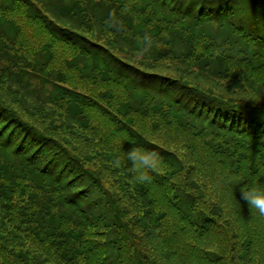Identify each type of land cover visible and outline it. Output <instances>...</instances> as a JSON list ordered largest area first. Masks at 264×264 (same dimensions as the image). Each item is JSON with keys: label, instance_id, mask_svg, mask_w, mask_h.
I'll list each match as a JSON object with an SVG mask.
<instances>
[{"label": "trees", "instance_id": "16d2710c", "mask_svg": "<svg viewBox=\"0 0 264 264\" xmlns=\"http://www.w3.org/2000/svg\"><path fill=\"white\" fill-rule=\"evenodd\" d=\"M250 1L0 0V49L3 54L10 47L9 60L22 67L20 72L10 71L15 75L10 77L31 84L39 75L44 84H54L61 95L51 92L49 101L87 129L90 125L77 115L87 117L85 109L93 112L94 108L88 101L96 100L71 86H60L67 70L125 94L115 99L128 122L109 120L113 128L98 140L96 153L115 164L113 171L130 183L125 191H132L125 199L109 194L96 168L0 100V264H171V257L187 264H222L229 247L216 219L199 201L195 187L191 193L187 182L175 178L178 174L187 178L184 157L150 143L137 131L132 114L159 119L171 127L174 137L199 138L206 155L213 159L189 163L198 165L206 176L224 172L228 179L241 158L255 154L254 165L253 160L243 164H248L243 182L264 184V114L244 103L216 98L182 74L150 72L141 66L145 60L167 57L181 68L226 76L235 60L226 53L222 56L220 50L232 46L235 53H242L251 40L255 51L238 60L246 67L243 77L251 76L264 85V74H260L264 66V1H255V10L248 8ZM19 20L25 24V33ZM233 31L241 32L247 44L243 45L241 37L231 39ZM21 47L25 51L20 52ZM35 47L40 48L46 64L63 55L59 60L67 69H54L50 74L44 71L46 64L32 68L34 60L24 53L30 54ZM259 56L261 61L256 62ZM2 75L0 69V78H7ZM28 93L32 101H41L36 91ZM64 93L69 106L57 101ZM208 128L230 134L227 150H212L214 141L206 137L213 134ZM145 141L160 154L164 166L153 174L151 183L141 184L134 181L127 164L116 161L133 143L143 147ZM57 150L54 158L40 161L42 153L49 156ZM231 187L240 191L242 186ZM235 208L242 211L239 203ZM130 211L135 214L134 219L129 217L134 224L126 223ZM242 218L247 224L246 241L231 246L230 261L264 264V221L249 209ZM138 224L142 230L137 229ZM152 237L160 245H152Z\"/></svg>", "mask_w": 264, "mask_h": 264}, {"label": "rangeland", "instance_id": "374dc122", "mask_svg": "<svg viewBox=\"0 0 264 264\" xmlns=\"http://www.w3.org/2000/svg\"><path fill=\"white\" fill-rule=\"evenodd\" d=\"M255 1L263 2L264 0H251L248 4L249 9H257L254 7ZM16 17L20 18L18 15H16ZM19 21L21 22V28H23V32L25 33V24L22 20ZM233 32L234 33L232 35H229L231 39L241 37L242 40L245 41V38L242 37L241 32ZM21 37L18 39V42L15 45L17 53L19 47L22 45ZM247 42L248 41L246 40L243 45L247 44ZM251 43L252 41L249 40L245 47H248V50L244 49L242 53H235L236 51L232 48V46V49L230 46H228L227 49L222 48L220 50L222 52V56H224L226 53L235 60V64L230 63L232 66L226 71V76H224L225 74H223V72V75L221 74V76H216L205 74L203 72L199 73L189 67H186V69L181 68L179 65L169 63L168 61L170 58L167 57L156 61L145 60L142 62L141 66H146L145 70L150 72L167 73V75L178 76H181L182 74L188 82L198 88H202L206 92L211 93L216 98H220L231 103H244L255 109L257 112L264 114V85L251 80V76L250 78L243 77L246 67L241 65L243 63L238 60V58H246L248 52L255 51V46L251 45ZM21 49L22 50H20V52L25 51L24 49L26 48L21 47ZM39 49L40 48L35 47V50L30 54L24 53L27 54L28 57L32 59V61L34 60L31 66L32 68L37 69L39 64L43 67L47 63ZM212 51L217 54V51ZM10 54H12L10 47H8V49L3 54L2 50L0 49V69L4 73L2 76H7V78H0V100H2L5 105L8 104L9 107L15 108L20 114L21 118L28 120L29 122L36 125L40 130L45 131L46 133H49L50 135L57 138L70 151L78 155L79 158L85 160L89 167L91 166L94 167V169L96 168L98 170V176L102 181V187L105 191H108L109 194L118 196L122 199H125L126 195L129 196L128 193H132V191L128 190V193L125 191V186L130 184L129 181H126V179L122 181L120 174L113 171L115 164L112 161L107 160L103 154L99 152L96 153V149L98 148V140H100L103 135L108 134V132H110V130L113 128L108 124L109 120L117 119L120 123L128 122V117L121 113L119 109L120 105L115 99L118 96L126 97L125 94L122 95L120 92L122 90L105 89L103 88L102 84L94 82L91 79H85V77L79 75L76 71H72L70 69L67 70V74L65 75L64 79H61L59 82L60 86L66 88L71 86L72 89L76 91H81L84 94L93 96L97 102L88 101V104L94 108L93 112L91 111L92 109H85L87 117H83L84 114L77 115L78 118L81 117V119L87 123L86 125H90L89 129H87V127L80 125V123H78L75 118L71 119V114L62 112V110L53 106L54 103L49 101H52V98L50 97L51 92H54L53 96L61 95V90L58 87H54V84L49 82L44 84L42 78L39 75H36L37 80L33 79L31 84L20 83L14 78L10 77L15 76L12 75L10 71H22V67L17 64L18 61L13 62L9 60ZM61 57H63V55L56 57L58 62L56 60H52L46 64L47 66H44V71L49 72L50 74L55 73L54 69H63V71H65L67 66L60 63L59 59ZM54 61H56L57 64ZM260 61L261 57L259 56L256 59V62ZM256 67L258 66H255V68ZM32 70L35 72L34 69ZM260 72L261 75L262 73L264 74V66ZM29 91H36V94H40L41 101H32L30 94L28 93ZM66 95L67 93H64L63 97L57 99V101L59 103H67L68 105L69 100ZM56 104L60 106L58 103ZM64 109L65 108H63V110ZM132 116V122L134 125H136L137 131L143 137L149 140L150 143H154L157 146L175 152L184 157L188 172L187 178L184 179L183 175L179 177L180 174H178L175 178L182 184H186L187 182V185H189L192 189L191 193H195L196 191L200 197L199 201L204 202L205 209L209 212V216H212L216 219L215 225L220 229V231H222L227 242V247H229L228 253L226 250L224 251L226 255H223L222 264H232L233 261H230L229 258V255H233L231 246L235 245V242L240 243L246 241L244 235L246 234L245 231L247 224L244 222L242 217L243 215L247 216L248 205L240 199V191L231 186L234 184L236 187H240L245 184L243 182V175L245 168L248 167V164H243L245 161L251 164L250 160H253L254 165V161L256 162L255 154H248V156L241 158V161L237 162V165L232 172V176L228 179L224 172L215 176L212 173H208L206 176V174L200 170L198 165H190L189 163V160L203 161L205 159L209 161L210 159H213V157L206 155V148L203 147L204 144L199 138L187 134H181L182 139L179 136L174 137L170 135L172 132V129H170L171 127L166 124L164 126L159 119H150L148 117L143 119L140 114L136 112H133ZM168 116L170 119H172L170 114ZM210 132L213 135H211V137L208 135L206 138L211 142L214 141L212 144L213 151H225L229 148L227 139L230 134L216 133L212 129L208 128V133ZM242 141L243 140L241 139V142ZM114 142L118 144V141L113 140V143ZM181 143H186L187 147ZM144 146H147V148L150 150H155V148L147 141L143 143V148ZM57 154H59L58 150L52 152V154L49 156H47L44 152L40 155V161L43 162L44 159L49 157L54 158L57 156ZM102 162L103 167L101 170L99 166H101ZM130 196L133 197V195ZM237 203H239L240 207H242V211L237 212V209L235 208ZM139 205V202L135 204V206ZM136 210L139 211V209ZM141 212L142 210L139 212V214ZM133 214L134 212L130 211L125 216L127 219L126 223L134 224V222L129 220V217L130 219L135 218V214ZM257 217L260 221H264V216L257 214ZM138 228L142 230L140 224L137 225V229ZM116 232L117 230L112 234L113 239L115 238ZM119 234L120 232L117 233V235ZM138 236L142 241L140 235ZM143 240H147L144 235ZM159 243L160 241L157 238L152 237V245H160ZM142 244L144 246L142 247L143 251L148 255L149 253L145 243ZM170 260L171 264H187L185 261L182 262L181 259L175 257H171Z\"/></svg>", "mask_w": 264, "mask_h": 264}, {"label": "clouds", "instance_id": "9594fccd", "mask_svg": "<svg viewBox=\"0 0 264 264\" xmlns=\"http://www.w3.org/2000/svg\"><path fill=\"white\" fill-rule=\"evenodd\" d=\"M116 163L127 164L134 181L141 184L151 183L153 174L158 173L164 166L158 152L137 147L134 143L127 151H123V156ZM240 199L248 205L250 214L264 216V184L256 180L244 184L240 189Z\"/></svg>", "mask_w": 264, "mask_h": 264}]
</instances>
